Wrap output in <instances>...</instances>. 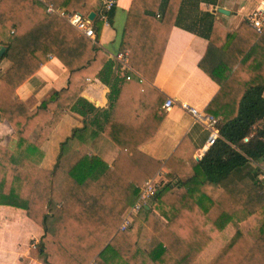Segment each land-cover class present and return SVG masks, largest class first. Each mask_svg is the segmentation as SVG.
Here are the masks:
<instances>
[{
	"label": "trees",
	"instance_id": "1",
	"mask_svg": "<svg viewBox=\"0 0 264 264\" xmlns=\"http://www.w3.org/2000/svg\"><path fill=\"white\" fill-rule=\"evenodd\" d=\"M47 1L84 16L95 9L94 0ZM182 1L146 0L141 15L128 16L119 47L129 51L137 72L128 79L97 44L103 9L91 39L39 0H0V44L7 46L0 60V120L18 136L15 148L0 139V204L26 209L43 227L39 250L48 264H199L220 237L203 264H264V30L246 19L237 29L213 26L199 66L220 86L207 107L220 127L200 159L193 149L183 151V143L166 162L141 149L165 116L162 95L148 101L145 90L157 76ZM51 54L69 71L68 85L31 109L17 89ZM94 77L110 87L109 110L82 96ZM70 110L84 117V126L60 142L54 165L45 167L43 146ZM88 118L119 148L112 163L78 134ZM162 168L165 182L149 208L132 228L120 230L142 185Z\"/></svg>",
	"mask_w": 264,
	"mask_h": 264
},
{
	"label": "crops",
	"instance_id": "2",
	"mask_svg": "<svg viewBox=\"0 0 264 264\" xmlns=\"http://www.w3.org/2000/svg\"><path fill=\"white\" fill-rule=\"evenodd\" d=\"M39 1L44 3L48 13H50L48 6H55L47 0ZM104 1L94 0L95 9H92L90 13L94 12L96 17L102 9ZM145 1L116 0L109 23H103L97 44L105 49L114 61L115 55L120 53L119 47L128 16L141 15ZM220 7L228 9L231 13L227 15L219 12ZM258 7L264 8V0L182 1L157 76L154 82H149L148 85L155 91H152L151 88L145 90V93H150L147 94L148 101L155 99L158 94L162 95L159 99L163 101L159 103V106L160 113L165 116H163V122L155 136L141 146L144 152L166 162L182 143L183 151L193 149L196 159H200L207 151L209 148L207 141L211 131L183 110L180 103L187 102L197 109L207 112V107L218 94L220 86L200 68L199 62L207 52L213 26L219 22L228 29H237L247 16ZM125 52L129 53V51ZM8 66L9 63L2 64L3 69ZM131 69V72L121 70L120 76L137 73L132 66ZM68 80L69 71L54 54H51L41 69L17 89V97L22 99L29 108L35 109L55 91L67 87ZM137 90L135 93L138 94V97H136L135 104L142 108L145 104ZM109 92L110 87L98 77H94L89 80L82 96L93 102L98 108L109 110ZM169 98L174 99L176 104L171 110L163 111L164 102ZM137 100L139 102H136ZM156 102L158 103V101ZM91 118L93 117L91 116ZM91 120L88 118V126L78 134L94 153L112 163L119 148L103 134H100L99 126L96 124L92 126ZM102 121L103 117L101 116L98 122ZM83 126L84 117L78 112L70 110L64 116L52 137L43 146L46 151L43 160L45 167L54 165L60 142L75 128ZM218 127H220V123ZM0 139L5 147L15 148L17 145L16 132L4 120H0ZM260 168L264 170V162L260 164ZM161 170L164 172L163 168ZM162 179L165 180L164 174ZM43 235V227L29 217L26 209L0 204V264H48L46 257L39 250V243ZM222 240L223 237H220L218 241L209 246L201 256L199 264L210 259Z\"/></svg>",
	"mask_w": 264,
	"mask_h": 264
},
{
	"label": "built area",
	"instance_id": "3",
	"mask_svg": "<svg viewBox=\"0 0 264 264\" xmlns=\"http://www.w3.org/2000/svg\"><path fill=\"white\" fill-rule=\"evenodd\" d=\"M116 0H105L102 9V20L103 23L108 24L110 17L108 13L112 11L115 7ZM48 11L50 13H55L68 21L72 26H74L79 33L91 38L96 39L97 33L93 26V20L89 16H84L79 12L68 11L65 8H58L53 5L48 6ZM159 16V15H158ZM246 20L258 31L264 30V8L258 7L255 11L250 13ZM115 61L121 66V70L125 72H131V66L129 64V53L120 52L115 55ZM127 78L130 79L131 75H127ZM176 104V101L172 98L167 99L163 105V111H169ZM180 106L183 110L191 114L196 120L201 122L207 129L211 131V134L207 141V147L212 146L217 138L219 137V122L220 119L207 113L202 110L197 109L196 107L190 105L187 102L180 103ZM249 138H245V141H248ZM163 170H160L156 176L147 180L141 187L140 194L137 201L128 208L125 212L123 221L120 225V230L125 231L133 227L135 223V216L146 206L150 198H152L157 191L163 185ZM161 177V178H160ZM90 264H97L96 261H92Z\"/></svg>",
	"mask_w": 264,
	"mask_h": 264
},
{
	"label": "water",
	"instance_id": "4",
	"mask_svg": "<svg viewBox=\"0 0 264 264\" xmlns=\"http://www.w3.org/2000/svg\"><path fill=\"white\" fill-rule=\"evenodd\" d=\"M218 11L221 12V13L227 14V15H229V14L231 13L228 9H225V8H223V7H220V8L218 9ZM89 18H90L91 20H94V18H95V13H94V12L90 13ZM6 50H7V46H6V45H3V44H0V60H1L2 57L4 56ZM147 208H149L148 205H147Z\"/></svg>",
	"mask_w": 264,
	"mask_h": 264
},
{
	"label": "rangeland",
	"instance_id": "5",
	"mask_svg": "<svg viewBox=\"0 0 264 264\" xmlns=\"http://www.w3.org/2000/svg\"><path fill=\"white\" fill-rule=\"evenodd\" d=\"M163 181L165 182V180L163 179ZM247 228V227H246ZM248 229V228H247ZM249 231L248 232H250V234L252 235V236H256L257 235V232H256V230L255 229H252V228H249L248 229ZM203 260L205 259V256L202 258ZM202 263H204V262H201V264Z\"/></svg>",
	"mask_w": 264,
	"mask_h": 264
}]
</instances>
